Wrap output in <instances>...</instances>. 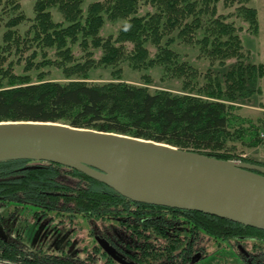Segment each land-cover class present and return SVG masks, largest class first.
I'll use <instances>...</instances> for the list:
<instances>
[{"label": "trees", "instance_id": "obj_1", "mask_svg": "<svg viewBox=\"0 0 264 264\" xmlns=\"http://www.w3.org/2000/svg\"><path fill=\"white\" fill-rule=\"evenodd\" d=\"M85 1L37 0L33 39L56 48L63 61H73L68 38L76 43L81 34L80 44L88 46L87 39L91 38L94 47L103 49L102 58L64 66L67 79L74 73L78 76L66 83L44 79L32 83L28 76H12L7 87L0 86V122H62L166 143L224 160L238 159L239 145L260 147L264 123L245 120L236 110L238 99L252 94L259 80L264 79V62L247 61L235 24L218 14L219 0H144L155 11L141 16L140 0H94L86 14ZM6 4L20 8V0H7ZM53 7L69 25L53 21ZM240 10L251 32L257 33V10L246 4ZM105 15L113 21L126 20L115 38L99 35ZM24 20L23 14L9 19L0 50L11 47L12 28ZM177 39L198 45L212 63L217 61L227 70L214 76L207 71L202 76L193 65L181 61L171 47ZM126 44L132 45L130 51ZM148 45L157 49L154 57ZM125 56L134 69L162 66L164 75L183 80V90L151 92L127 82L91 84L84 80L95 65H115ZM232 59L235 61L228 66ZM3 60L0 55V65ZM201 76L202 84L198 81ZM243 161L264 166V162L252 158ZM28 206L38 209V217L54 212L100 221L102 228L98 230H103L102 235L135 252L133 258L139 264H157L162 252L176 249L175 242L184 239L182 236L211 237L216 241L246 237L241 240L246 248L260 251V260L264 261V230L197 211L136 202L64 165L25 158L1 160L0 221L4 218L2 208ZM176 236L177 240L171 239ZM37 253L24 248L19 235L7 240L0 236V259L34 264Z\"/></svg>", "mask_w": 264, "mask_h": 264}, {"label": "water", "instance_id": "obj_2", "mask_svg": "<svg viewBox=\"0 0 264 264\" xmlns=\"http://www.w3.org/2000/svg\"><path fill=\"white\" fill-rule=\"evenodd\" d=\"M75 169L136 202L264 230V166L59 122H0V161Z\"/></svg>", "mask_w": 264, "mask_h": 264}, {"label": "rangeland", "instance_id": "obj_3", "mask_svg": "<svg viewBox=\"0 0 264 264\" xmlns=\"http://www.w3.org/2000/svg\"><path fill=\"white\" fill-rule=\"evenodd\" d=\"M37 0H20V8L13 9L12 4H6L7 0H0V45H4L3 35L8 29L6 23L10 18L23 14L26 18L20 25L13 27L11 47L0 50V55L4 60L0 65L1 76L0 86L7 87L12 76H28L29 81L36 83L41 79L45 81L69 82L78 78L74 73L71 79H67L64 73V66H73L76 63H84L89 58L98 62L104 55L102 48H96L91 44V38L87 39L88 46H82L83 40L81 34L78 35V41L72 43L68 38L73 61H63V58L57 55L56 48L45 47L41 41L34 40L32 24L34 23V6ZM94 0H86L83 4V10L86 14L88 5ZM212 4V3H211ZM246 4L257 10L259 31L251 32L249 23L242 16L240 7ZM54 22H61L65 26L69 25L64 21L61 12L57 7L50 9ZM151 5L139 2L138 15H144L148 12H154ZM218 14L225 16L228 22H233L237 28L242 42L244 53L247 55V61L259 64L264 62V0H219ZM105 17L103 27L99 35L105 39L110 36L116 37L119 29L125 24L126 20H110ZM179 55L181 61H186L193 65L202 76L211 71L214 75L223 73L227 69L218 64L217 61L211 62V58L202 54L198 45L192 46L186 44L181 39H177L171 46ZM151 56L154 57L157 49L148 45ZM132 49L131 44H126V50ZM35 54V55H34ZM90 55V56H89ZM235 60H229V66ZM28 65L29 69H26ZM8 70L7 73H4ZM162 66H154L149 69H134L126 56L117 61L115 65L97 64L87 71L86 82L91 84H104L109 82H127L136 86L147 87L151 92L160 90H170L173 93H181L183 90V80L164 75ZM148 76L150 79H146ZM198 80L204 83L203 77ZM81 78V77H80ZM81 80V79H80ZM256 88V90H255ZM248 94L238 99V109L236 110L245 120L255 122L257 125L264 123V79H260L257 86ZM240 116V117H241ZM241 117V118H242ZM6 122V121H5ZM62 123V122H60ZM65 124V123H64ZM238 156L252 158L264 162V148H242L239 145L237 149ZM36 207L28 206L18 209L2 208L4 218L0 223V231L4 229L8 238H16L19 235L23 247L38 252L34 264H46L51 256L64 257L69 254L80 253L82 256L86 250L94 251V236L96 228L101 229L100 221L94 218H86L82 215H75L72 218L68 214L64 216L56 215L51 212L50 215L38 217L35 214ZM12 211L15 215H10ZM209 251H233L234 247L229 246L227 242L221 244H208ZM74 257V256H73ZM0 264H30L26 261L11 262L0 259Z\"/></svg>", "mask_w": 264, "mask_h": 264}, {"label": "flooded vegetation", "instance_id": "obj_4", "mask_svg": "<svg viewBox=\"0 0 264 264\" xmlns=\"http://www.w3.org/2000/svg\"><path fill=\"white\" fill-rule=\"evenodd\" d=\"M102 233L103 230L97 229V234L94 236L93 249L96 248L97 250L90 251L87 249L83 256L81 255L82 250L79 254L74 253L64 257L51 256V261L46 264H104L106 261L109 264H139L133 258L135 252L124 249L113 238L103 236ZM0 236L2 239H9L4 229L0 231ZM178 237H171V239L177 240ZM182 238L184 239L180 242H175L174 247L176 249L162 252L157 264H264V261L260 260L261 252L248 250L243 241H241L246 237L236 236L231 239L218 241L211 237L194 238L192 236L187 239L182 236ZM250 241H253V239H250ZM221 242H227L228 247L232 246L235 250H208L209 243L220 245ZM97 246H100V249Z\"/></svg>", "mask_w": 264, "mask_h": 264}, {"label": "built area", "instance_id": "obj_5", "mask_svg": "<svg viewBox=\"0 0 264 264\" xmlns=\"http://www.w3.org/2000/svg\"><path fill=\"white\" fill-rule=\"evenodd\" d=\"M260 138H261V140H262V147L264 148V132H261V134H260ZM245 157V156H244Z\"/></svg>", "mask_w": 264, "mask_h": 264}]
</instances>
